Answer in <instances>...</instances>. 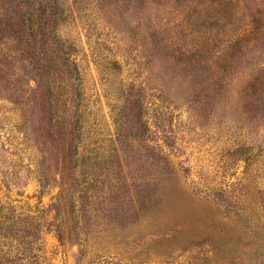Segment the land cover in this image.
Here are the masks:
<instances>
[{
  "label": "rangeland",
  "instance_id": "374dc122",
  "mask_svg": "<svg viewBox=\"0 0 264 264\" xmlns=\"http://www.w3.org/2000/svg\"><path fill=\"white\" fill-rule=\"evenodd\" d=\"M0 264H264V0H0Z\"/></svg>",
  "mask_w": 264,
  "mask_h": 264
}]
</instances>
